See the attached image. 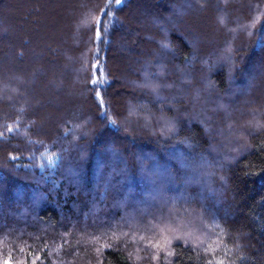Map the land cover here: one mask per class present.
<instances>
[{
    "label": "trees",
    "instance_id": "16d2710c",
    "mask_svg": "<svg viewBox=\"0 0 264 264\" xmlns=\"http://www.w3.org/2000/svg\"><path fill=\"white\" fill-rule=\"evenodd\" d=\"M48 2L0 0V264H264V0Z\"/></svg>",
    "mask_w": 264,
    "mask_h": 264
},
{
    "label": "rangeland",
    "instance_id": "374dc122",
    "mask_svg": "<svg viewBox=\"0 0 264 264\" xmlns=\"http://www.w3.org/2000/svg\"><path fill=\"white\" fill-rule=\"evenodd\" d=\"M49 2L48 3H54V4H56V6H58V7H60L61 6V0H48ZM196 1V0H195ZM148 2H149V0H134V2H133V5H136V8L138 7V6H140L141 5V7L140 8H138V11H139V13L137 14L138 16L139 15H141V13H142V10H143V8H144V6H148ZM52 6H50V10H49V7H48V9L47 8H45V11L47 12V10H49V11H52ZM60 11H59V15H60ZM47 17V16H46ZM16 22V21H15ZM130 23H133V22H131L130 20L128 21V20H126V24H124L125 25V28H129V26H130ZM134 24V23H133ZM184 27L185 28H187L185 25H184ZM194 30L195 29H197V30H199V32L201 33V35H202V37H204V38H206L207 36H208V31H209V29H212V27H211V24H209L208 22H201L200 21V23H194ZM188 29V28H187ZM117 47H118V49L120 50V51H122V52H124V53H127V54H130V52H128V50L126 51V46L123 44V43H119L118 42V44H117ZM126 68V65L125 64H122V66H121V72H119V74H122V73H125V69ZM164 74H166V73H164ZM116 78L119 80V81H121V75H119V77H118V75L116 76ZM162 79L164 80L165 78H163L162 77ZM263 87H264V82H258V81H256V84L254 85V90H257V89H263ZM252 95H255L253 92H252ZM130 104V106H131V103H129ZM129 115H130V109H129ZM44 116H45V114H44ZM45 118H47V116H45ZM43 119V118H42ZM42 119H40V121L42 120ZM166 125H167V127H172V124H171V122L170 121H166ZM183 164H179V166L181 167ZM184 166V165H183ZM169 171V170H168ZM166 174V173H165ZM160 174H158L157 176H159ZM168 175V174H167ZM165 177H166V175H165ZM168 178H169V175H168ZM162 179V178H161ZM193 180H194V178H192ZM195 180H197V179H195ZM148 187V186H147ZM171 190H173V189H171ZM136 191V190H135ZM169 196H170V190L168 189V190H166L165 192H164V194H162V195H159L158 197L160 198H162V199H164L165 197V201H166V199H167V197L169 198ZM158 197H154V199H158ZM177 200H178V202H181V201H184L183 199H180V198H177ZM217 207V206H216ZM182 212V210L180 209V207L178 206V205H174V207L173 208H164V212H166V213H164L165 214V217H163V221H165L164 222V229H165V231L167 232L168 230L167 229H174V227L173 226H179V228L180 227H182V223H180V219H178V218H175L174 217V215H176V212H177V214H179V215H181V214H183V213H181ZM169 215H172V217H174V220H176V223L177 224H181V225H175V224H173L172 225V223L171 222H168V219H169ZM203 218V217H202ZM203 220H205V218L203 219ZM192 221V220H191ZM206 223H207V221L206 222H204V228L205 229H203V230H205V232L204 233H201L202 235H203V238H205L204 240H206V239H208V238H210L211 237V232H208L207 230H209L210 231V229H208V225H206ZM203 227V226H202ZM207 228V229H206ZM193 230V229H192ZM193 231H196V230H193ZM207 232V233H206ZM196 235V233H193V232H191V233H189V236L190 237H194ZM207 241H202V240H200V244H201V246H203V244H205ZM6 264H12V262L11 261H9V259L7 260V263Z\"/></svg>",
    "mask_w": 264,
    "mask_h": 264
},
{
    "label": "snow or ice",
    "instance_id": "6c2138e0",
    "mask_svg": "<svg viewBox=\"0 0 264 264\" xmlns=\"http://www.w3.org/2000/svg\"><path fill=\"white\" fill-rule=\"evenodd\" d=\"M116 4H121L123 2V0H115Z\"/></svg>",
    "mask_w": 264,
    "mask_h": 264
}]
</instances>
